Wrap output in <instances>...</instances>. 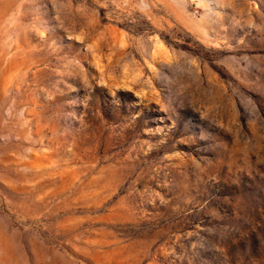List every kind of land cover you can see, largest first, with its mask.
<instances>
[{"label":"rangeland","instance_id":"1","mask_svg":"<svg viewBox=\"0 0 264 264\" xmlns=\"http://www.w3.org/2000/svg\"><path fill=\"white\" fill-rule=\"evenodd\" d=\"M0 264H264V0H0Z\"/></svg>","mask_w":264,"mask_h":264}]
</instances>
